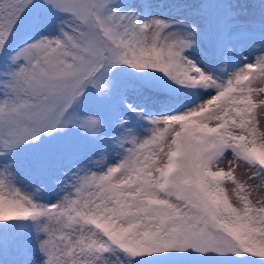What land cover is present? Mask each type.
Listing matches in <instances>:
<instances>
[{
	"label": "snow or ice",
	"instance_id": "obj_1",
	"mask_svg": "<svg viewBox=\"0 0 264 264\" xmlns=\"http://www.w3.org/2000/svg\"><path fill=\"white\" fill-rule=\"evenodd\" d=\"M258 81L264 0H0V264H264Z\"/></svg>",
	"mask_w": 264,
	"mask_h": 264
},
{
	"label": "rangeland",
	"instance_id": "obj_2",
	"mask_svg": "<svg viewBox=\"0 0 264 264\" xmlns=\"http://www.w3.org/2000/svg\"><path fill=\"white\" fill-rule=\"evenodd\" d=\"M243 54H244L245 56L249 55V53H248L247 51H245ZM194 58H198L199 61H200L202 64H207V63H208V62H207V59L201 57L199 53H196ZM234 67H235V65H233V64L230 63V64L228 65V71H229V72L233 71V70H234ZM215 71H216L217 75L220 74L219 69H215ZM254 86H255V87H264V82H260V81H258ZM201 93H202V90H199V89H184V90H181V91H179V92L176 94V98H175V101H174V105H181V104H183V105H185V106H187V107H192V106H194L196 103H198L199 100L197 99V96H198L199 94H201ZM193 98H195V99H193ZM192 99H193V100H192ZM189 101H191V102H189ZM188 102H189L190 104H188ZM186 104H188V105H186ZM239 176H240L241 179H244V174H240ZM230 186H231V185H229V187H230ZM21 187L23 188V185H21ZM46 195H47V194H45V196H46Z\"/></svg>",
	"mask_w": 264,
	"mask_h": 264
},
{
	"label": "bare ground",
	"instance_id": "obj_3",
	"mask_svg": "<svg viewBox=\"0 0 264 264\" xmlns=\"http://www.w3.org/2000/svg\"><path fill=\"white\" fill-rule=\"evenodd\" d=\"M199 102V101H198ZM188 105V104H187ZM223 166V165H222ZM244 172H245V170L243 169V168H241V169H239L238 170V175H240V174H244Z\"/></svg>",
	"mask_w": 264,
	"mask_h": 264
}]
</instances>
